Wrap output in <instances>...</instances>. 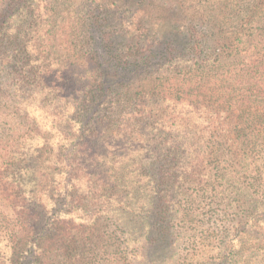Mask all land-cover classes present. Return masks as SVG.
<instances>
[{"label": "rangeland", "instance_id": "rangeland-1", "mask_svg": "<svg viewBox=\"0 0 264 264\" xmlns=\"http://www.w3.org/2000/svg\"><path fill=\"white\" fill-rule=\"evenodd\" d=\"M7 1L0 0V3L6 5ZM46 1L29 0L22 12L17 7L9 10L4 16V19L8 20L5 25H18L22 14L29 20L33 19L29 12L32 10L37 12L39 8H43ZM176 1H182V8L175 6ZM147 9L153 15L161 16L162 24L171 27L180 24L187 26L192 20L201 30L203 28V32L217 36L219 48L224 44H230V48L220 54L224 55L223 63L239 57L247 59L238 65L241 66L248 64L250 60L262 58L258 51L264 52V0H154ZM31 36L33 37L30 41H35V34ZM68 37L71 38L72 34ZM228 37L236 43L240 37L244 43L252 42L257 48L251 54L246 52L243 45L240 46V52L235 51L232 49L234 47L232 42H220L221 38L228 42ZM181 39H183L181 42L185 43L180 46H185L188 39L184 37ZM55 43L57 48L55 56H45L43 52L44 58L38 69L51 74L58 64L61 68L59 75L64 77L70 75V79L73 80L77 78L76 74L77 76L81 74L80 82L87 79L89 76L85 70L87 61L84 52L72 46L66 36H57ZM47 44L48 42L44 46ZM235 53L238 54L234 55ZM11 64L0 66V264H11L12 254L17 260L20 253H13V245L17 244L16 241L20 238L27 241L25 254L31 249L32 236H24L23 229L16 220L15 209L31 205L33 197L44 202L49 194L57 192L55 182L63 179L59 174L65 169L61 159L72 150V147L67 148L65 144L74 136L75 120L82 118L79 117L78 99L72 92L61 97L56 89H52V80L30 81L19 71L11 72L13 63ZM250 65L238 69L234 68L235 65L231 67L225 65L218 69L210 64L205 70L199 72L193 70L192 73L196 79H202L206 84L210 82L207 88L212 85L213 89L223 92L230 90L229 83L249 86L257 80L263 87L264 75H256L255 79H249L252 76L248 74ZM222 71H227L229 75L237 72V81L233 76H229L230 79L217 82L218 74ZM110 76L107 75L109 78L107 82L111 81V85H116L117 82L123 87L131 80L124 79V76L121 78L116 76L120 78L117 80L114 75ZM179 77L180 74L176 73L172 79L176 78L178 81ZM239 81L242 82L237 83ZM64 82L68 89L69 78ZM139 82L132 83V86L137 88ZM71 89L69 87L68 90ZM255 98L257 102L253 106L249 105V108L264 112V94ZM113 118L115 126L118 127L125 122L131 124V127L126 132L122 131L123 136H118L117 139L104 136L100 144L92 148L96 151L94 155L92 152L77 160L82 169L79 171L81 177L78 176L75 182L79 191L73 196L85 207L86 218L83 221H76L72 228H69L71 232L69 238L78 239L79 243L76 246L78 251L76 253L71 251L72 255L67 257L54 256L49 264L220 262L219 252L234 233L235 224L243 219L248 206V203H243L239 207L238 202L231 201L233 198H241L242 195L236 197L235 195L239 190L248 187V182L258 174L256 173L258 170L261 171L259 173L261 177L257 182L261 181L264 188V120L262 125L257 127L258 124H255L252 118L245 117L243 125L246 123L247 125L243 127L244 130L235 143L228 139L229 134L226 136L218 130L216 134L208 132L203 136L201 142L203 145L197 152L190 148V156H184L174 145L167 144L165 158L156 157L157 159L149 160L148 157L152 155L150 151H154L153 144L158 143L155 139L157 133L162 131L165 134L169 131L164 128V121L153 117L150 119L151 125L148 129L145 127L140 129L139 125L135 124V119L132 120L125 112L120 115L114 114ZM259 120L256 118V121ZM155 128L157 133L154 131ZM252 128H257L258 131L255 132ZM132 129L138 131H131ZM144 132L149 133L147 141L139 139L145 138V135H141ZM173 134L177 137L184 135L180 128L173 130ZM140 147V152L136 153ZM140 166L144 174L152 175V179L149 174L144 177L145 184H149V181L152 184L162 172L171 176L169 184L157 181V188L166 190V194L171 193L174 199L168 207L169 231L160 234L154 229L152 236L158 239L146 240L143 248L136 243L137 240L130 238V227L134 228L133 221L136 218L134 216L129 218L130 213L125 210V202L118 200V196H122L123 200L127 199L130 191L127 186L138 182L139 178L134 177L133 171ZM182 172L185 173L183 177ZM92 176L93 182L89 180ZM100 177L107 178L110 184L117 187H113L114 190L101 191L97 186ZM117 177H120V180L116 179ZM98 190L106 196H101L102 193L97 192ZM127 203H130L129 199ZM150 218L153 224L158 220L155 212L150 214ZM138 235L139 233L135 234ZM84 240L86 243H83ZM73 248L75 247L71 245L70 249ZM28 256L18 258V262L26 264ZM248 262L264 264V248L255 250Z\"/></svg>", "mask_w": 264, "mask_h": 264}, {"label": "trees", "instance_id": "trees-1", "mask_svg": "<svg viewBox=\"0 0 264 264\" xmlns=\"http://www.w3.org/2000/svg\"><path fill=\"white\" fill-rule=\"evenodd\" d=\"M28 1L8 0L6 5L0 3V66L13 63L11 72L19 71L30 81L52 80V89H56L61 97L72 92L78 99L79 117L82 118L75 120L74 136L65 144L67 148L72 147V152L61 159L65 169L59 174L63 179L55 182L57 192L49 194L44 202L33 197L31 205L15 209L16 220L23 229L24 236H32L31 249L26 254L27 241L20 238L13 245V253H20L18 258L29 255L26 264H49L54 256L67 257L72 255L71 251H78V239L69 238V228L76 221L86 218L85 207L73 196L79 191L75 182L78 176L81 177L79 171L82 169L77 160L92 152L94 155L96 151L92 148L97 147L104 136L117 139L118 136H123L122 131L126 132L131 127V124L125 122L115 126L114 114H129L140 129H148L153 117L164 121V128L169 131L163 134L162 131L157 133V128L154 129L157 133L154 137L158 143L153 144L154 151H150L154 157L150 156L148 159L165 158L167 144L174 145L184 156H190V148L197 152L203 145V136L208 132L216 134L218 130L226 136L229 134L228 139L235 143L247 125H243L247 116L258 124L257 127L262 125L264 112L249 108V105L253 106L257 102L255 97L264 94V86L261 87L257 80L249 86L229 83L230 90L223 92L213 89L212 85L207 88L210 82L206 84L202 79H196L192 71L205 70L210 64L218 69L225 65H235L234 68L238 69L251 64L248 74L252 75L249 78L252 80L256 75H264V70L261 69H264V52L258 51L262 58L250 60L248 64L241 66L238 65L247 59L239 57L223 63L224 55L220 54L230 48V44L219 48L217 36L203 32V28L201 30L192 20L187 26L180 24L171 27L162 24L161 16H155L147 9L154 0H45L43 8H39L37 12H29L33 19L29 20L22 14L18 25L6 26V13L16 7L21 12L24 11ZM182 5V1L175 3L177 8H182ZM31 34H35L37 43L30 41L33 37ZM71 34L72 37H68ZM59 35L66 36L72 46L85 54V70L89 77L82 82L79 80L81 74H76L77 78L73 80L70 75H59L61 68L58 64L55 68L57 71L53 69L51 74L38 69L44 55L55 56V39ZM182 37L188 39L185 46H180L185 43L181 42ZM228 39L225 42L221 38L220 42H232V49L235 51L240 52L241 45L245 46L244 49L249 54L257 48L252 42L244 43L240 37L237 38V43L231 37ZM236 54L238 53L234 55ZM176 73L180 74L178 81L176 78L172 79ZM109 74L114 75L115 79L124 76V79L131 80L126 85L122 84L123 87L117 82L116 85H111V81L107 82ZM229 76L237 81L238 73L229 75L227 71H222L216 80L224 82L226 78L230 79ZM68 78L70 84L67 87L72 88L71 90L64 86V81ZM136 81L140 82L134 88L132 83ZM256 118L260 120L256 121ZM178 128L184 134L181 137L173 134V130ZM252 130L258 131L257 128ZM141 135H145V138L139 139L147 141L149 133L144 132ZM140 150L141 147L135 152L139 153ZM256 173L258 176L252 177L248 187L239 190L235 195H242L241 198H233L231 201L238 202L239 207L243 203H248V206L243 219L235 224L234 233L220 250V262L213 264H250L248 261L251 254L264 248V188L261 181L257 182L261 171ZM133 174L139 180L127 186L130 190L127 197L130 203H127V199L123 200L122 196H118V200L125 202V210L130 213L129 218H136L133 221L134 228L130 227V238L137 240L136 243L143 248L146 240L158 239L152 236L154 229L160 234H166L170 229L168 207L174 199L171 193L166 194V190L157 188V181L169 184L171 176L162 172L152 184L151 181L145 184L144 177L149 173L144 174L141 166ZM181 174L183 177L185 173ZM149 177L152 179V175ZM116 179L120 180V177ZM89 180L93 182L94 176ZM97 186L101 191L114 190L113 187H117L110 184L105 177H100ZM100 190L97 192L106 196ZM152 212L158 218L154 224L150 218ZM136 233L139 235L135 236ZM68 243L70 244L67 245ZM83 243H86L85 240ZM71 245L75 248L70 249ZM12 255L11 264H21Z\"/></svg>", "mask_w": 264, "mask_h": 264}]
</instances>
